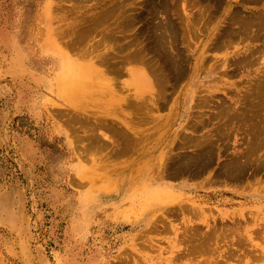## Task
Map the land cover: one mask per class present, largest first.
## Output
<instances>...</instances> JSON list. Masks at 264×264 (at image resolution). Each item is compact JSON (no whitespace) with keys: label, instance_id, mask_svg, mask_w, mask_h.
Segmentation results:
<instances>
[{"label":"rangeland","instance_id":"rangeland-1","mask_svg":"<svg viewBox=\"0 0 264 264\" xmlns=\"http://www.w3.org/2000/svg\"><path fill=\"white\" fill-rule=\"evenodd\" d=\"M152 1L162 0H0V264H264V131L260 147L250 143L251 124L264 125V99L253 93L264 34L227 37L230 14L260 12L264 0H179L170 17L186 33L170 51L185 59L180 80L152 73L164 61L154 47L167 17ZM114 8L82 41L85 26ZM124 13L136 19L126 27ZM49 35L69 65L113 51L119 62L122 43L148 62L121 76L99 64L109 73L94 81L114 76V93L104 84L108 95L75 108L61 89L74 80ZM137 72L154 86H127ZM198 155L211 165L198 169ZM239 159L242 178L222 173ZM169 194L198 211L182 201L156 208Z\"/></svg>","mask_w":264,"mask_h":264},{"label":"bare ground","instance_id":"bare-ground-1","mask_svg":"<svg viewBox=\"0 0 264 264\" xmlns=\"http://www.w3.org/2000/svg\"><path fill=\"white\" fill-rule=\"evenodd\" d=\"M161 1V0H160ZM179 0H162L159 4L161 5V3H162V5L161 6H163V9H164V11L163 12H165L166 13V18L165 19H163V20H160V22H158L156 25V42H158V45L156 44L155 45V49L158 51V53L159 54H157V55H159V58H158V60H161V61H163V63H161V65L159 64V67H158V65H156L157 66V68H154V67H156V66H154L153 67V65H152V67H153V69H152V73L154 74V76L158 79V80H160L161 79V77L163 78L164 76H166L167 75V71H169V72H172V74H173V77L174 78H176L175 80H178L179 78H182V76H183V74H184V72H185V69L183 68V60H185L183 57H182V53L180 54V51L179 52H177V54L175 53V55H171L172 53H171V51H170V48H173V45H172V43H175L176 41V39H177V36H179L178 34H179V32H182V31H184L185 32V29H186V27L184 26L183 28H184V30H181V28L179 29L178 27H177V24L173 21V19L170 17V14H171V12H173V11H177V8H178V6H179V2H178ZM203 1V0H202ZM208 1V0H207ZM211 0H209V2H210ZM251 2H253V3H255V2H261V1H263V0H250ZM151 2V1H150ZM196 2H197V0H196ZM199 2H200V0H199ZM198 2V3H199ZM209 2H208V4H209ZM152 3L153 4H155L153 1H152ZM213 4L215 3L216 5H218V3L217 2H215V1H213L212 2ZM151 4V3H150ZM200 4V3H199ZM202 5L203 4H205V0H204V2H202L201 3ZM210 4H211V2H210ZM209 4V5H210ZM220 4V3H219ZM256 4V3H255ZM157 5V3L155 4V6ZM160 5H157L158 6V8H159V6ZM212 5V4H211ZM214 6V5H213ZM150 7V6H149ZM148 7V8H149ZM153 7H154V5H153ZM217 7V6H216ZM116 9L117 8H114V9H111V10H108L105 14L104 13H100V15L98 16V18H96L92 23H90V24H88V25H86L85 26V30H84V32H83V34L81 35V39H82V41H84L89 35H91V33L93 32V30H94V28H96L97 26H99V25H103L105 22H106V20H110V18L111 17H113V16H115V12H116ZM162 9V8H161ZM243 9V8H242ZM240 7H239V9L238 10H236V11H233L231 14H230V17H229V26H230V28L229 27H227L228 29L227 30H229V32H228V35H227V37L228 36H231V37H237V35L238 36H242V35H244L245 37L247 36L248 38H256V39H258L259 38V36L261 35V34H264V33H262L263 31H264V10H262L263 12H261V10H260V12H251L250 14H248V13H245V11L244 10H242ZM149 10V9H148ZM158 10V9H157ZM173 10V11H172ZM186 10H188V8L186 9ZM186 10H185V12H186ZM235 10V9H234ZM147 11V10H146ZM145 11V12H146ZM151 11H152V9H151ZM189 11V10H188ZM187 11V12H188ZM120 12V11H119ZM186 12V13H187ZM199 12V11H198ZM205 12V11H204ZM204 12H200V14H205ZM47 13V12H46ZM122 13H123V11H122ZM148 13V12H147ZM183 13V12H182ZM185 13V14H186ZM208 13V12H207ZM206 13V14H207ZM48 14V13H47ZM188 14V13H187ZM191 14V17L193 16L192 15V13H190ZM194 14V13H193ZM195 14H197V13H195ZM200 14H199V18H200ZM118 15V14H117ZM120 15H123V14H120ZM119 15V16H120ZM154 14L152 13H150V16H148V17H151L152 18V16H153ZM172 15V14H171ZM179 15V14H178ZM189 15V14H188ZM187 15V16H188ZM201 15V16H202ZM186 16V15H185ZM117 17V16H116ZM125 17V18H124ZM124 17L120 20L121 21V25H123L124 26V24H126V26H128L129 25V23L130 22H133V20H136L134 17H131L130 15H125V13H124ZM154 17V16H153ZM184 17V16H183ZM190 16H188V18H189ZM203 17H204V15H203ZM137 18V17H136ZM185 18V17H184ZM187 17H186V20H189V22H194L193 20H190V19H192V18H194V17H192V18H189L188 19ZM197 19H198V17H197ZM184 20V19H183ZM194 20H195V18H194ZM201 20H202V17H201ZM200 21V20H199ZM199 21H195V23L196 22H199ZM188 22V23H189ZM128 24V25H127ZM132 24V23H131ZM183 24H184V22H183ZM197 24V23H196ZM196 24H193V25H196ZM192 25V24H191ZM192 25V28L194 27ZM126 26H124V27H126ZM182 28V29H183ZM218 29V28H217ZM219 31H221L220 29H218ZM95 31H96V29H95ZM223 31H224V29H223ZM186 33V32H185ZM217 34V33H216ZM182 35V34H181ZM186 35V34H185ZM50 36V38H51V41H52V46L53 47H55L56 49H58V51H60V52H62L61 54H62V56L65 54L64 52H63V50L62 49H60L58 46H57V44L55 43V40L54 39H52V37H51V35H49ZM220 36H222L221 34L217 37V39L219 38V40H220ZM224 36V35H223ZM107 37V36H106ZM108 38V37H107ZM106 38V39H107ZM224 38V37H223ZM110 39H112V40H116V42H117V40L118 41H121V38L119 39V37H117V36H113V35H109V40ZM225 39V38H224ZM229 39V38H228ZM108 40V39H107ZM179 40H180V38H179ZM218 40V41H219ZM218 41H216V43H219L220 44V41H223V39L222 40H220L219 42ZM228 40H226V42H227ZM112 42H114V41H112ZM179 42V41H178ZM177 42V43H178ZM115 43V42H114ZM130 43V42H129ZM128 42H127V44H129ZM225 43V42H224ZM134 44V43H133ZM219 44H215V45H219ZM117 45H118V43H117ZM125 45V44H124ZM131 44H129V46L128 45H126V46H123V43L120 45V46H116V47H119V49L118 50H120V53H119V51H118V53L119 54H122V53H124V52H126L125 53V55L123 56V58H121V60L118 62V60L117 59H115L114 60V57H116V55H117V53H115L114 54V51H113V54H107V53H104V54H99V55H96V56H93V57H91V60H90V62L89 63H83V62H80V61H78L77 63H72V64H68V62H67V57L64 55V57H65V61L67 62V65H65L64 66V69H65V71H66V73H69V72H71L70 73V75H71V77H72V79L74 80V82L72 83V84H67V85H64L61 89H62V96H63V99H64V101L65 102H67L69 105L68 106H74L75 108H78L77 107V105H83V104H85L87 101H89V100H94V101H97L98 99H99V97L100 96H105V95H108V94H104L105 92L103 91L104 89H103V87L105 86L104 84H106V86L108 87L109 86V89H110V91H112L113 93H114V88H115V86L117 85V81H116V79H115V77L113 76H111L112 77V79H111V81H109L108 80V78L107 79H104L103 81L102 80H100V78L102 77H98L99 79H97V80H100L99 82H97V80H95L94 81V76H97V75H99L100 76V74H105V75H107L109 72H106L105 71V69H101V67H99V64L100 65H109V68L112 70V71H114L117 75H122V74H124L126 71H129V72H131V71H133V70H135V68H139V67H141V66H143V63H147L148 61H146V55H143V53L141 52L142 51V48H139V49H137V48H135V49H137L136 51H135V49L134 50H129V52H127L128 51V49H132L131 48V46H133V45H131ZM135 45V44H134ZM223 45V44H222ZM100 45L98 44V47H99ZM121 46H123V47H121ZM167 48H169V49H167ZM86 49V48H85ZM84 49V50H85ZM94 49V48H93ZM176 49V48H175ZM82 50V49H81ZM127 50V51H126ZM86 51V50H85ZM89 50H87L86 51V53L84 52V54H82V56H84V58L85 57H89V55H86V54H88L89 52H88ZM110 51H112V50H110ZM109 51V52H110ZM116 52V51H115ZM122 52V53H121ZM93 53V52H92ZM91 53V54H92ZM113 55V56H112ZM112 56V57H111ZM158 57V56H157ZM156 57V58H157ZM252 57H254L253 56V54H252V56L251 57H244L243 58V60H247V61H251L252 59H250V58H252ZM242 59V58H241ZM254 59V58H253ZM150 60L151 59H149V63L148 64H151V62H150ZM157 60V61H158ZM253 61V60H252ZM142 63V64H141ZM133 64H136L137 65V67L136 66H134V67H132L131 65H133ZM148 64L146 65V66H148ZM237 64V63H236ZM145 65V64H144ZM151 66V65H150ZM150 66H149V68H150ZM197 66V65H196ZM103 68V67H102ZM151 69V68H150ZM112 74V73H111ZM165 74V75H164ZM162 75H164V76H162ZM133 82L131 81V79H130V82H128L129 84H126L127 86H130V85H136V86H144V87H146V85L149 87V86H154V85H152V79H154L153 77H151V75L150 76H145L142 72L141 73H139V72H137V73H133ZM117 77V76H116ZM118 78V77H117ZM152 78V79H151ZM102 79V78H101ZM118 79H120V78H118ZM156 79V80H157ZM164 79V78H163ZM180 80V79H179ZM122 80H120V82H121ZM129 81V80H128ZM102 82H103V84H102ZM158 82V81H157ZM154 83V82H153ZM156 83V82H155ZM159 83V82H158ZM158 83H157V85H158ZM162 84V83H161ZM104 85V86H103ZM60 86V85H59ZM89 86H98V88L99 89H94V87H93V90H91V91H88L87 90V87H89ZM105 86V87H106ZM161 86V85H160ZM147 87V88H148ZM150 88V87H149ZM106 91H108L109 92V90H107L106 89ZM107 93V92H106ZM112 93V94H113ZM253 93L258 97V101H259V99H264V74L260 77V81H258L257 82V87H256V89L253 91ZM113 96V95H112ZM124 101H125V99H124ZM258 101H254V102H258ZM114 104H116V102L114 103ZM118 104V103H117ZM120 105V106H119ZM119 107H122V105L123 104H121V103H119ZM71 108V107H70ZM94 113H96V114H93L94 116L96 115V117H97V114H100V112H98V111H94ZM224 114H226V113H224ZM122 115V114H121ZM227 116V115H226ZM95 117V118H96ZM228 118V117H227ZM231 122V121H230ZM252 123V122H251ZM104 125V124H103ZM251 126L253 127V135H254V137H252V139L250 140V143H252V144H254L255 146H253V147H255V148H258V146L260 147V145L261 144H263V143H261V141H263V140H261V133L264 131V125L262 124L261 126H260V124H254V126L251 124ZM251 126H250V128H251ZM250 134H252V133H250ZM123 139L124 140H128V137L127 136H125V133H123ZM263 137V136H262ZM264 147V146H263ZM254 148V149H255ZM259 150H262V148H259ZM258 154V153H257ZM256 154V155H257ZM254 156V155H253ZM194 159H195V161L192 163L193 165H195V166H197L198 167V169H200V170H203L205 167L207 168L208 166H210L211 165V161H210V158L209 157H207V156H203V155H198V156H195L194 157ZM245 163V164H244ZM236 164L237 165H234V166H232V165H227L225 168H224V170H223V172L222 173H224L228 178H237V179H239V178H242V176H243V171H244V166L243 165H246V161H242V163L240 162V159L239 160H237V162H236ZM175 166H177V167H179L178 169H176L175 171L176 172H174V175H176V176H179L181 173H183V172H185V170H183L182 168H184L183 167V164H179V165H175ZM185 167H187V166H185ZM187 168H190V167H187ZM166 170H164V172H165ZM197 171H199V170H197ZM196 172V171H195ZM194 172V173H195ZM197 173V172H196ZM173 175V176H174ZM161 190V189H160ZM168 199L167 200H163V199H161V200H158V199H156L155 200V206H156V208H159L160 206H162L164 203L165 204H167V203H170L171 201L172 202H175V201H182V202H185V201H188V200H186V199H184L182 196H179V195H174V194H169L168 196ZM165 201V202H163V201ZM197 206V205H196ZM195 205L194 206H192L191 204H189V203H180V205H179V207H180V209H182L183 208V211H188V210H191V211H193V210H196V211H198V206L196 207ZM150 229H151V227H149V228H147V229H145L144 230V235H143V233H142V235L143 236H146V234H148V231H150ZM208 236L206 237L207 238V241H210V238L212 237L211 236V234H207ZM206 236V235H205ZM213 239H214V237H213ZM212 240V239H211ZM215 240V239H214ZM214 240H213V242H214ZM203 241V243H204V241L205 240H202ZM180 242V241H179ZM211 242V241H210ZM194 243H195V241H194ZM197 244V243H196ZM200 244V243H199ZM199 244H198V246H199ZM191 246H193V245H191ZM201 246V245H200ZM194 247H197V245L196 246H194ZM190 249H193V248H190ZM196 249V248H195ZM201 249L203 250V248L201 247ZM201 249H198V247H197V250H201ZM187 250V249H186ZM190 251V250H189ZM192 251H194V250H192ZM191 251V252H192ZM198 251V252H199ZM205 251V250H204ZM208 251V250H207ZM194 252H196V253H198L197 251H194ZM194 252H193V254H194ZM202 252V251H201ZM185 253V252H184ZM183 253V254H184ZM187 253H188V250H187ZM200 253V252H199ZM203 253V252H202ZM188 255V254H187ZM191 255V254H190ZM182 256V255H181ZM184 256V255H183ZM186 256V255H185ZM184 256V257H185ZM192 256H194V255H192ZM187 257H189V256H187ZM191 257V256H190Z\"/></svg>","mask_w":264,"mask_h":264}]
</instances>
